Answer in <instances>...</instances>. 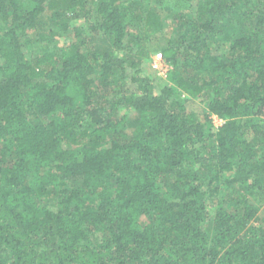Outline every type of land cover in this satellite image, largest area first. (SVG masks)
<instances>
[{
    "label": "trees",
    "instance_id": "trees-1",
    "mask_svg": "<svg viewBox=\"0 0 264 264\" xmlns=\"http://www.w3.org/2000/svg\"><path fill=\"white\" fill-rule=\"evenodd\" d=\"M0 264H264V0H0Z\"/></svg>",
    "mask_w": 264,
    "mask_h": 264
},
{
    "label": "rangeland",
    "instance_id": "rangeland-1",
    "mask_svg": "<svg viewBox=\"0 0 264 264\" xmlns=\"http://www.w3.org/2000/svg\"><path fill=\"white\" fill-rule=\"evenodd\" d=\"M70 20L72 22V25H83V24L86 25V21L83 18H77V14L76 16H72ZM91 36H92V42L96 45L97 49H99L100 51L103 52L111 49L110 42L108 41L106 36L100 35V33H93ZM62 40H64V38ZM62 40L60 41L62 42ZM157 50L161 51V48L157 47ZM154 53H152L151 59H148L143 63L142 74L144 76L150 77L151 82L154 84L155 89L157 91L159 88H162L164 86H171L172 82L170 80V72L173 69V65L168 63L167 64L168 72H166L165 74H161L158 70H156L152 66V57ZM131 85L133 87L137 86L136 83H132ZM186 107L189 111H197V112L203 111V106L198 101H195L193 99L187 101ZM211 117L215 128H218L220 125L224 123V119L217 115H211Z\"/></svg>",
    "mask_w": 264,
    "mask_h": 264
},
{
    "label": "built area",
    "instance_id": "built-area-1",
    "mask_svg": "<svg viewBox=\"0 0 264 264\" xmlns=\"http://www.w3.org/2000/svg\"><path fill=\"white\" fill-rule=\"evenodd\" d=\"M167 61L164 58V55L161 51L154 53L152 57V66L158 70L161 74L168 72Z\"/></svg>",
    "mask_w": 264,
    "mask_h": 264
}]
</instances>
